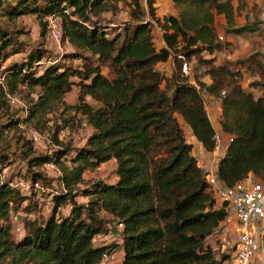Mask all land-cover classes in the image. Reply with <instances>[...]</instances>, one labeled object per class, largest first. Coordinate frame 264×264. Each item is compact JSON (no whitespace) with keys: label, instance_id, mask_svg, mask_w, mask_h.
I'll return each mask as SVG.
<instances>
[{"label":"trees","instance_id":"trees-1","mask_svg":"<svg viewBox=\"0 0 264 264\" xmlns=\"http://www.w3.org/2000/svg\"><path fill=\"white\" fill-rule=\"evenodd\" d=\"M155 1L145 0L143 6L141 0H0L4 17L0 67L22 49L23 42L16 39L9 23L27 14L39 19L42 34L43 19L55 15L61 41L73 49L68 57L86 60L78 53L83 50L96 60L95 65L85 62L72 68L54 60L43 63V52L33 50L27 58L3 66L0 264H97L103 252L113 249L93 243L94 236L107 229L108 221L113 226L123 223L118 232L120 261L111 264L220 263L208 239L224 220L225 206L217 205L179 118L205 150L212 151L215 131L202 92L219 98V124L231 141L217 163L216 176L228 186L246 178L251 183L264 182V81L245 86L238 67L226 61L215 63V54L229 44L219 40L217 17L224 19L225 30L232 33L258 29L252 23L234 26V1L241 4L243 0H172L176 13L162 17L156 14ZM124 6L129 16L125 23L102 17ZM153 27L162 42L157 46ZM194 59L202 68L201 77H193L191 68V76L181 71L183 62L190 66ZM106 62L113 77L102 73L101 64ZM169 62L173 68L167 75L160 63ZM74 76L79 79L73 80ZM19 85L37 94L24 123L44 132L49 120L45 115L52 109L59 111L50 133L55 148L49 153H35L30 140L15 133L22 121L9 111L7 95ZM76 85L78 99L66 104L63 96ZM253 86L260 89V95H254ZM82 123L92 128L84 144L74 146L71 140L59 138L61 129L72 136ZM15 156L25 161L30 180L57 186L47 192L51 194L47 215L22 218L23 230L16 238L10 215L29 196L2 177ZM110 160L115 161V182L84 180L87 169ZM46 163L59 173L50 176ZM77 194L87 200L75 202ZM41 205L31 200L21 208L29 213L31 207L38 210ZM66 205H70L68 213L59 215Z\"/></svg>","mask_w":264,"mask_h":264},{"label":"rangeland","instance_id":"rangeland-1","mask_svg":"<svg viewBox=\"0 0 264 264\" xmlns=\"http://www.w3.org/2000/svg\"><path fill=\"white\" fill-rule=\"evenodd\" d=\"M143 6H145V0H141ZM168 0H161V3H167ZM122 2H118V6H120ZM264 5V0H243L242 3H238L234 1V6L236 8L235 11V19H234V26H241L244 23L249 24H256L258 30L254 32H242L241 34L232 33L230 31L225 30L224 28V19L222 17H217L216 19V30L220 35V42L229 41L228 45H225L221 52L215 54V63H221L222 61L230 62L231 67L235 68L238 67V70L241 71V83L243 85H251L254 81H264V14H262V6ZM157 8H155L156 10ZM113 14V15H112ZM116 15V16H115ZM110 18V20H116L119 23H125L129 20L127 8L124 6L121 10H116L115 13H106L103 18ZM115 16V17H114ZM4 18V17H3ZM0 15V21L1 19ZM45 21V18L43 19ZM46 23V22H45ZM10 27L13 30H16V39L18 41H22V49L21 51L10 55L6 63L12 61L13 59H18L21 61L23 58H27L29 55V51L33 50H40L43 52V56L41 61L43 63H47V60H54L55 62H59L60 64H64L66 66L80 67L85 62H90L92 65L96 64L95 57L89 54L86 51L80 50L78 53L84 55L85 59L82 58H69L71 56L72 47L65 43L64 41L56 42L54 40L49 39L47 34V25L45 26V34H42L43 30L40 25L39 19L35 15L27 14L19 16L14 22L9 23ZM153 30L156 32L153 33L154 43L156 44L158 37V32L156 28L153 27ZM10 49V48H8ZM206 53H204V56ZM201 57H203L201 55ZM208 59L207 56L203 57ZM5 63V64H6ZM0 67V82L2 81L3 76V66L5 65L1 62ZM198 60L194 59L190 62V68L193 77L194 76H202V68L198 66ZM189 65V64H188ZM172 64L166 63L163 67L164 73L167 75L170 74L172 70ZM102 73L113 77L114 74L112 73L110 64L108 62L101 64ZM79 78L78 76H74L73 80L77 81ZM254 87V86H253ZM36 89V88H34ZM37 90V89H36ZM255 96L260 95V89L255 88L252 89ZM79 87L76 85L74 89L63 96V100L66 104H73L78 99ZM203 93V99L206 103V110L211 109L214 106V102H217L213 97H210L207 93ZM8 97V105L9 111L13 113L14 117L21 119V124L18 126L19 130H16V134H22L25 139L30 140L27 136L28 131L35 130L42 135V138L37 143H32V147L37 154H44L51 152L52 149L55 148V145L50 140V133L52 130V124L54 120V116L59 115V111L56 110L54 113V109L51 112H48L45 117L47 120L44 124V132L39 131L32 123L26 124L24 123V119L27 115V108L31 105L32 99H36V92L35 90H30L24 86L19 85L16 91L13 94L7 95ZM97 103H95L96 105ZM70 113V112H69ZM71 114V113H70ZM72 115V114H71ZM65 116H67L65 114ZM185 132V136L187 140L192 139L190 132L188 131V127L184 124L182 118H179ZM80 125V124H79ZM50 128V129H49ZM219 126H215V132L219 131ZM79 132L73 134L72 136H65L63 139L71 140L73 145H81L86 141V137L90 134L92 129L87 125H80L78 127ZM225 133V132H224ZM227 134V133H226ZM71 136V139H70ZM114 169H115V162L108 161L98 165L95 169H87L84 175L85 181H97L99 180H113L114 179ZM49 173H53V170L50 168L48 169ZM2 177L5 179L14 180V178H21L28 180L29 174H27L26 164L25 161L18 156L13 158V162L9 167L6 168V171L2 172ZM259 180V178H256ZM52 182V181H51ZM50 189L48 193H52L54 189L57 188L54 182L43 183ZM22 195H25V192H21ZM43 198V197H41ZM75 202H85L87 200L86 196L81 194H77L74 198ZM39 203H43L40 208L37 210L34 207H31L30 214L31 216L29 219H34L33 217L36 214L40 217H45L48 213V207L50 205L49 202L45 200H40ZM33 204V202H32ZM24 208V205H18L15 209H13L12 213H16L19 211L20 208ZM70 209V205L62 206L59 209V215H65L68 213ZM27 209L25 208V211ZM108 221L106 215L104 214V219ZM22 217L15 222H11L12 227V237L16 238L19 236V233L23 230V223ZM111 223L110 221H108ZM113 229L108 231L106 229L103 235L108 236L106 239H99L95 240L94 244H99L105 242L104 244H109L115 250V258L116 261L121 257V251L117 248L119 246V241L116 234L117 229L111 225ZM107 228V226H106ZM111 232H114L113 234ZM101 234V233H100ZM115 239V240H114ZM118 242V243H116Z\"/></svg>","mask_w":264,"mask_h":264},{"label":"built area","instance_id":"built-area-1","mask_svg":"<svg viewBox=\"0 0 264 264\" xmlns=\"http://www.w3.org/2000/svg\"><path fill=\"white\" fill-rule=\"evenodd\" d=\"M262 14H264V5L262 6ZM45 21L49 39L60 42L61 34L58 18L51 14L45 17ZM164 65L165 63H160V69L164 70ZM181 71L184 75L191 76L190 66L186 62L182 63ZM224 92L225 90L222 89L221 95ZM220 103V99L217 98V102H214V109L207 113L209 120L210 118L215 120L219 115ZM222 132L221 129L214 132L215 146L211 151L212 156H214L212 164L208 167L199 166L205 172L204 178L210 186L217 205L225 206L226 210L224 220L217 228L214 237L208 239L210 248L215 259L220 262L219 264H264V182L251 183L246 178L232 186H228L218 179L216 176L217 163L223 157L225 145L231 141L229 135L222 138L220 135ZM66 133V130L61 129L58 133L59 138L66 136ZM27 136L32 143H37L42 138V135L35 130L28 131ZM44 168L50 176L59 173V170L51 163H46ZM49 168L53 170L52 174L48 172ZM4 171H6V168L3 169ZM10 184L29 196L21 206H26L31 200L40 201L41 194L50 191L47 186L39 181L25 180L20 177L11 180ZM30 216V213L20 208L18 212L10 215V221L15 222L21 217L29 218ZM114 224V227L120 232L123 223L114 222ZM109 229L111 230L113 227L109 226ZM100 238L106 239L108 236L101 235ZM117 239L120 241L121 235ZM114 252L113 249L103 252L97 264L119 262L120 259L116 261Z\"/></svg>","mask_w":264,"mask_h":264},{"label":"crops","instance_id":"crops-1","mask_svg":"<svg viewBox=\"0 0 264 264\" xmlns=\"http://www.w3.org/2000/svg\"><path fill=\"white\" fill-rule=\"evenodd\" d=\"M154 6L156 9V14L159 15L160 17H162L164 14H168V13H171V14H174L176 13V9L175 7L173 6V2L172 0H168L167 3H161V0H156L155 3H154ZM221 17V16H220ZM162 42L157 38V41H156V46L161 44ZM75 87V86H74ZM74 89V88H73ZM215 100H217V98H214ZM205 102V101H204ZM75 103V102H74ZM205 107H206V103H205ZM215 106H212L211 109L209 110H206V113H210L213 109H214ZM220 117H221V114L219 113V115L217 116V118L215 120H213L212 118H210L211 120V124L213 126V129L215 131V126H219L220 127V124H219V120H220ZM83 125H85V123H82ZM90 127V126H89ZM91 128V127H90ZM92 129V128H91ZM221 128H219L220 130ZM189 131V130H188ZM191 135V134H190ZM222 138H226L228 135L226 133H224V131L220 134ZM192 139L190 140H187L188 142L192 143L193 145V152L192 154L197 158V165L202 167H208L210 164H212V161L214 160V156H212V153L211 151H207L205 150V148L201 145V143H199L196 138L194 136H192ZM85 143V142H84ZM83 143V144H84ZM82 145V144H81ZM110 161H114V160H110ZM216 161V160H215ZM115 162V161H114ZM87 171V170H86ZM85 171V172H86ZM85 172L83 174V177L85 175ZM115 175H114V179L113 180H110L109 182L113 183L115 182ZM47 196L46 197H43V198H40V200H45L46 202H49L51 200V194H46ZM39 203V201H37ZM42 204V203H40ZM106 217H107V214H105ZM111 223H108L106 226H107V229L108 231H110L109 229V226ZM101 233V234H100ZM99 234L95 235L94 238H93V243L95 242V240H99L101 239L100 236L103 235L102 232H100ZM112 234L114 232H111ZM116 235L117 237L119 236L118 235V230H117V233L114 234ZM121 242V241H120ZM119 242V243H120ZM105 242H102V243H99V244H104ZM118 243V242H116ZM118 243V244H119ZM97 244V245H99ZM121 244V243H120ZM119 244V246L117 247L119 249V251H121L120 247L121 245ZM121 254H122V251H121Z\"/></svg>","mask_w":264,"mask_h":264}]
</instances>
